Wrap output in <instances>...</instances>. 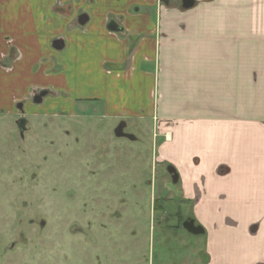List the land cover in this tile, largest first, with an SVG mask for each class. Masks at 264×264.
<instances>
[{"label": "crops", "instance_id": "obj_1", "mask_svg": "<svg viewBox=\"0 0 264 264\" xmlns=\"http://www.w3.org/2000/svg\"><path fill=\"white\" fill-rule=\"evenodd\" d=\"M52 48L62 92L93 87L76 104L151 127L175 200L205 230L191 264H264V0H0V128L16 104L61 100L56 74L32 71ZM69 102L56 104L79 112Z\"/></svg>", "mask_w": 264, "mask_h": 264}, {"label": "rangeland", "instance_id": "obj_2", "mask_svg": "<svg viewBox=\"0 0 264 264\" xmlns=\"http://www.w3.org/2000/svg\"><path fill=\"white\" fill-rule=\"evenodd\" d=\"M52 50L35 57L32 71L56 74V94L71 104L79 102L72 95L92 94L93 87L62 92L67 85L58 86L57 73L64 66ZM61 100L25 103L24 135L16 119L1 122L0 264H191L203 236L183 227L190 215L175 200L149 124L128 125L135 140L117 136V123L100 107L91 110L95 101L74 104L79 112L70 115L68 104L57 106ZM53 104L62 114L49 112Z\"/></svg>", "mask_w": 264, "mask_h": 264}, {"label": "water", "instance_id": "obj_3", "mask_svg": "<svg viewBox=\"0 0 264 264\" xmlns=\"http://www.w3.org/2000/svg\"><path fill=\"white\" fill-rule=\"evenodd\" d=\"M161 2H164V3H168L169 0H160ZM183 2V7L184 8H191L192 6H194L195 4V0H182ZM46 95V92H41L38 96H36L35 100L36 102H42V99L43 97ZM26 122L27 120L25 118H21L17 121V125H18V128L21 132V134H24L25 130H26ZM126 125L125 122H121L119 124L118 127H116L115 129V132L118 136H123V137H128L130 139H136L137 137L131 133H127V132H124V126ZM171 170H170V173H172V178L174 179V181H176L178 179V174L175 170V168H173L171 166ZM184 227L191 233L193 234H201L204 232V229L200 226V225H197L195 224L194 220H188V221H185L184 222Z\"/></svg>", "mask_w": 264, "mask_h": 264}, {"label": "flooded vegetation", "instance_id": "obj_4", "mask_svg": "<svg viewBox=\"0 0 264 264\" xmlns=\"http://www.w3.org/2000/svg\"><path fill=\"white\" fill-rule=\"evenodd\" d=\"M161 2V1H160ZM169 2H170V0H169ZM181 2H182V0H181ZM183 3V2H182ZM40 94V93H39ZM39 94H37L36 96H38ZM36 96H35V98H36ZM90 101H94V100H90ZM93 103H95V102H93ZM19 105H20V107H19V110H20V115L16 118V120H15V123H16V125H17V121L19 120V119H21V118H25L26 120H27V122H26V130H25V132L29 129V127H30V121H29V119H28V114L26 113V111L24 110V104L23 103H19ZM96 108L94 107L93 109H91V110H95ZM87 110L89 111L90 109L89 108H87ZM119 122L117 123V125L114 127V130H113V132L116 134V132H115V129H116V127H118L119 126ZM17 127H18V125H17ZM128 127V125H125L124 126V132H127L126 131V128ZM24 132V133H25ZM22 135H24V134H22ZM117 135V134H116ZM118 136V135H117ZM172 168H171V166H168L167 167V171H168V175H169V179H170V183H174V182H172L173 181V178H172V173H170V170H171ZM174 185V184H173ZM163 193H165V195L164 196H162V198H164L165 199V201H167L166 200V198H165V196L167 195V191H164ZM169 194V193H168ZM155 209H156V207H154ZM159 210H161V209H159ZM188 220H194L193 218H192V216H189L188 218H186L185 220H184V222L185 221H188ZM184 222H183V227H184ZM194 222H195V224H196V221L194 220ZM197 225H199V224H197ZM201 226V225H200ZM202 227V226H201ZM203 228V227H202ZM184 229H186L185 227H184ZM204 229V228H203ZM187 230V229H186ZM188 231V230H187ZM189 232V231H188ZM204 232H205V230H204ZM203 232V233H204ZM189 233H191V232H189ZM203 233H201V234H203ZM191 234H193V233H191ZM194 235H200V234H194Z\"/></svg>", "mask_w": 264, "mask_h": 264}, {"label": "trees", "instance_id": "obj_5", "mask_svg": "<svg viewBox=\"0 0 264 264\" xmlns=\"http://www.w3.org/2000/svg\"><path fill=\"white\" fill-rule=\"evenodd\" d=\"M155 203H156V201H155ZM156 207V206H155Z\"/></svg>", "mask_w": 264, "mask_h": 264}]
</instances>
